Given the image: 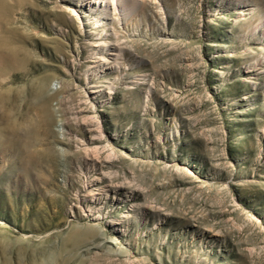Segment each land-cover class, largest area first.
<instances>
[{"label": "rangeland", "instance_id": "obj_1", "mask_svg": "<svg viewBox=\"0 0 264 264\" xmlns=\"http://www.w3.org/2000/svg\"><path fill=\"white\" fill-rule=\"evenodd\" d=\"M0 264H264V0H0Z\"/></svg>", "mask_w": 264, "mask_h": 264}, {"label": "bare ground", "instance_id": "obj_2", "mask_svg": "<svg viewBox=\"0 0 264 264\" xmlns=\"http://www.w3.org/2000/svg\"><path fill=\"white\" fill-rule=\"evenodd\" d=\"M122 0H82L84 5L88 6L90 9L93 8V10L100 9L102 11L112 10L114 13L117 9L118 3H120ZM114 51V50H109ZM108 49H99L94 53V63L97 64L101 68V65L104 63L107 58L105 57V54L107 55ZM108 55H114V57H117L118 54H108Z\"/></svg>", "mask_w": 264, "mask_h": 264}]
</instances>
